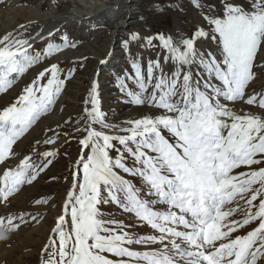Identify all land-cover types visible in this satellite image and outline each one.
I'll return each instance as SVG.
<instances>
[{
    "label": "rangeland",
    "instance_id": "1",
    "mask_svg": "<svg viewBox=\"0 0 264 264\" xmlns=\"http://www.w3.org/2000/svg\"><path fill=\"white\" fill-rule=\"evenodd\" d=\"M56 1L0 2V71L7 73L0 81V109L12 104L22 88L50 64H59L65 72L76 68L74 78L62 93L53 95L52 104L33 112L26 121L14 123L10 113L0 112V142L5 145L0 153V186L6 183L0 192V228L6 226L13 233L22 227H34L37 232L30 239L22 235L16 242L11 241L9 248L19 245L7 251L8 256L0 259V264H48L49 258L56 264H264V128L255 134L253 127L251 140L236 136L229 139L234 121L209 117L227 121V129L223 125L220 128L223 139L207 141L186 136L180 141V137L168 136L156 145L153 135L148 143L158 147V151L144 147L139 137L123 145L114 140L115 151L109 149L110 159L105 162L111 170L107 180L94 166L89 168L86 180L84 164L77 166L83 151L80 139L86 134V127L110 135H127L119 128L110 132L103 125H89L84 100L92 80L99 81L101 109L110 123L127 127L125 121L144 116L146 109H152L148 115L160 114L147 103L132 104L118 91L116 75L133 71L131 57L120 50L119 41L132 31L146 35L161 31L187 37L201 23L188 0H132V6L122 9L131 8L134 13L128 15V24L119 30L101 24L105 17L100 16L96 20L83 18L78 23L59 20L50 25L26 18L42 3L40 12H53ZM68 1L64 0V4L74 10ZM19 9L22 16H17ZM9 20L17 25L7 27ZM64 33L76 43L75 48L62 49L44 61L37 57L34 65L26 59L19 62L6 57L28 37L23 45L24 58L35 55L37 50L42 53L49 42L60 43ZM197 48L216 52L210 39L198 42ZM96 49L99 55L94 52ZM109 52H113L111 57ZM142 55L146 73L147 59L154 58L155 53L144 50ZM102 60L106 63L101 64ZM261 63L264 61H258V65ZM13 66L16 71L9 70ZM257 71L258 79L243 97L237 96L232 102L220 99L219 104L226 105L224 111L246 121L253 116L264 121V108L259 101L247 102L253 91L258 95L264 90V69ZM127 83L129 90L139 91L138 85ZM212 103L215 105L216 101ZM52 116L60 122L51 125ZM12 139L18 143L12 145ZM9 148L13 150L10 158ZM49 151L56 154L54 160L45 155ZM169 154L175 163L166 162ZM117 161L123 167L117 166ZM84 163L90 161L86 159ZM9 169L11 172L6 171ZM77 172L79 175L74 176ZM17 173L24 174L21 183L8 184L5 177ZM33 176L36 179L29 183ZM112 176L119 179L114 181ZM163 182L173 183L177 190L163 187ZM31 186L37 194L33 204L51 200L54 208L62 210L66 198L65 217L58 221L53 212L36 217L28 208L17 210L19 204L13 197Z\"/></svg>",
    "mask_w": 264,
    "mask_h": 264
},
{
    "label": "snow or ice",
    "instance_id": "2",
    "mask_svg": "<svg viewBox=\"0 0 264 264\" xmlns=\"http://www.w3.org/2000/svg\"><path fill=\"white\" fill-rule=\"evenodd\" d=\"M188 2L192 10L199 14L201 23L195 25L187 37L174 36L161 31L150 35L132 31L119 41L120 50L124 55L131 57L130 67L133 71L129 73L125 70L116 75L118 91L126 95L132 104L147 103L156 108L160 114L155 116L146 114L135 120H127L124 122L127 127L110 123L101 109L99 81L94 79L90 83L84 100V114L89 118V125H103L110 132L119 128L127 135H110L98 131L97 128L86 127V134L80 139V147L83 151L77 165L79 167V164H84L86 180L89 168L93 166L95 170L104 173L102 178L106 180L109 178L111 170L105 162L110 159L109 149L115 151L112 143L114 140L123 145L129 141H136L139 137L144 147L158 151L160 150L158 147L148 143V139L153 135L156 137V145L168 136L173 138L197 136L207 141L223 139L220 136V128L223 125L227 129V121H213L209 117H227L234 121L228 132L229 139L236 136L251 140L254 138L253 127L255 134H259L261 128H264V121L259 116L247 118L246 121L231 112L224 111L226 105L219 104L220 99L232 102L237 96L243 97L245 91L258 79L257 69H264V63L258 65V61H264V0H188ZM148 31L146 28L145 32ZM209 39L215 43L216 52L198 50V42ZM68 47L75 48L76 43L64 33L60 43L49 42L42 53L37 50L35 55L26 56L25 59L30 65H34L37 57L44 61L47 57ZM144 50L155 53L154 58L147 59L146 73L142 69L145 60L142 55ZM108 55L111 57L113 52H109ZM100 63L104 64L106 61L102 60ZM81 67H83L82 62ZM9 70L16 71V68L13 66ZM75 72L74 67L68 68L65 72L59 64H50L38 74L37 78L30 80L22 88L12 104L3 107L0 112L10 113L9 118L14 123L26 121L33 112L43 111L52 104L53 95L58 96L62 93L74 78ZM6 76L7 73L0 71V81ZM128 81L138 85L139 91L129 90ZM149 86H151L150 91ZM212 101H216V104L214 105ZM255 101H259V106L264 108V90L258 95L253 91L247 102ZM251 121H256V124L252 125ZM2 123L3 120H0V124ZM52 142L54 141H46V143ZM16 143L18 140H11L12 145ZM4 147V143L0 142V153L3 152ZM128 150L132 151L131 148ZM12 154L13 150L9 148L8 158ZM140 154L143 155L142 152ZM45 155L54 160L56 154L49 151ZM30 158L29 156L27 159ZM86 159L90 163H84ZM50 166L51 164L48 165ZM117 166L123 167L119 161ZM6 171L11 172L10 169ZM23 175V173L9 175L5 180L8 184L17 186L21 183ZM76 175L79 173H74V176ZM111 178L114 181L119 179L115 176ZM35 179L36 177L33 176L28 182L32 183ZM59 219L58 217L57 220ZM48 264H56V262L49 258Z\"/></svg>",
    "mask_w": 264,
    "mask_h": 264
},
{
    "label": "bare ground",
    "instance_id": "3",
    "mask_svg": "<svg viewBox=\"0 0 264 264\" xmlns=\"http://www.w3.org/2000/svg\"><path fill=\"white\" fill-rule=\"evenodd\" d=\"M11 1H13V3H15V4H18L21 0H11ZM30 1H32V0H30ZM68 3L69 4L72 3V5L75 6V9L71 10L70 8H68L69 6L67 7L64 4V0H58V1H56V7H55V10L53 12H50V13L49 12H45V13L40 12L41 8L44 7V4L42 3V4H40L41 6L39 5L40 7H38L37 10H33V11H35V12L31 13V15H33V16L30 15L29 17H26V18L27 19H32V18L33 19H38V20H40L42 22H47L50 25L51 23H54V22L59 21V20H62L64 22H66V24L67 23H71V22L72 23L73 22H77L78 23L83 18H88L89 20H93V19L96 20L100 16V17H105L103 19V23H101V24H106L107 26H112V27L114 26L115 29L119 30L120 28H125V26L129 22L128 21V19H129L128 15L134 13V10H132L131 8H129V9L125 10V11L122 9L123 7L124 8H128L130 5L132 6L133 4H130V3H132V0H74V1L69 0ZM18 12L19 13L17 14V16H22L23 15V12L21 11V9H19ZM12 21H16V18L15 19L13 18ZM12 21L9 20L6 23L7 27L9 25V28H12V27L17 25V24L16 25L15 24H11ZM113 37L114 36L112 35V39H111L112 42H113ZM37 40L40 41V39H37ZM27 41H29V37H28ZM23 45H24V42H21L19 44V46L14 49V51L12 50L13 52L7 53L6 57H9V59L13 58V60H15V61H19V62L21 61L22 62L25 59L24 56H23V49H25V47ZM108 46L110 47L111 43ZM106 47H107V44L105 45V48ZM17 49H18V51H17ZM94 52L97 53V55L100 54L97 49ZM13 53H14V55H13ZM151 111H152V109H150V110L146 109V111L142 115H146L147 113H150ZM45 120H46V122L48 121V119H46V118H45ZM49 121H50L51 125H54V124L60 122L59 118L58 117H54V116H52L51 120H49ZM34 130L35 129H33V131ZM168 158H169L168 161L171 160V159L173 160V157L171 155ZM218 174H219V176H222L219 171H218ZM162 186L165 187V188H168V189L172 188L174 190L175 189L177 190L175 185L173 183H171V182H168L167 184H165L163 182ZM5 187H6V183L1 184L0 192H1V190L5 189ZM36 195L37 194H36L34 186L19 190L18 193L13 197V198H15V202H17L19 204V206L17 207V210H21L22 208L23 209L28 208L30 210V212H31V216L35 215L36 217L37 216H41L42 214H46V213L48 214L49 212H53L54 215L57 218L59 217L60 219H63L65 217V215H66V209H65V207H66L65 206L66 198L63 199L64 201H62L63 202L62 205L64 206L63 209L59 210V209H57V207L54 208L52 206V203L50 202L51 200L50 201H44L42 203L33 204L34 203L33 199L34 198L36 199V197H35ZM52 199H54V198H52ZM2 213H4V212H2ZM2 213H1V215H2ZM47 216H49V215H47ZM27 220L31 224L32 221L31 222L29 221V217L27 218ZM11 232H9L7 230L6 226L0 228V259L1 260H4L5 256H8L6 254L7 251L11 252V251H13V249H16V247L19 245V244H17V245L14 244L13 247L9 248L8 244L11 241L13 243L16 242V239L17 238L20 239L22 235H24L26 238L30 239L37 233L36 230L34 229V227H32V228L22 227L21 229H19L16 232H13V233H11ZM30 243H34V242H30ZM195 264H197V263H195ZM199 264H200V262H199Z\"/></svg>",
    "mask_w": 264,
    "mask_h": 264
},
{
    "label": "crops",
    "instance_id": "4",
    "mask_svg": "<svg viewBox=\"0 0 264 264\" xmlns=\"http://www.w3.org/2000/svg\"><path fill=\"white\" fill-rule=\"evenodd\" d=\"M180 141H183V140H181V138H180ZM184 151V150H183ZM183 153V152H182ZM170 155V154H169ZM169 155L168 156H166V162L169 164V161H168V157H169ZM171 163H175L172 159H171ZM171 172H172V170H171Z\"/></svg>",
    "mask_w": 264,
    "mask_h": 264
}]
</instances>
